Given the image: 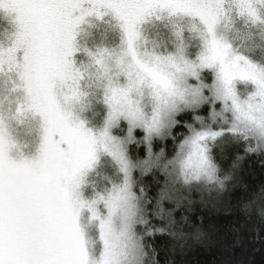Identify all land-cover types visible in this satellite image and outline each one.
<instances>
[{
    "label": "snow or ice",
    "instance_id": "obj_1",
    "mask_svg": "<svg viewBox=\"0 0 264 264\" xmlns=\"http://www.w3.org/2000/svg\"><path fill=\"white\" fill-rule=\"evenodd\" d=\"M229 148L264 156V0H0V264H160Z\"/></svg>",
    "mask_w": 264,
    "mask_h": 264
},
{
    "label": "trees",
    "instance_id": "obj_2",
    "mask_svg": "<svg viewBox=\"0 0 264 264\" xmlns=\"http://www.w3.org/2000/svg\"><path fill=\"white\" fill-rule=\"evenodd\" d=\"M236 155L230 149L223 161V171L233 176L226 188L203 195V203L194 195L190 210L177 213L178 220L188 217L177 235L157 237L160 264H264V156L236 161ZM197 229L206 235L198 239Z\"/></svg>",
    "mask_w": 264,
    "mask_h": 264
},
{
    "label": "rangeland",
    "instance_id": "obj_3",
    "mask_svg": "<svg viewBox=\"0 0 264 264\" xmlns=\"http://www.w3.org/2000/svg\"><path fill=\"white\" fill-rule=\"evenodd\" d=\"M97 42H99V37H97ZM230 149H231V148L227 149V150L225 151L224 155H223L220 159H218V163H219V165H220L222 171L224 170V166H223L224 163H223V161H224L226 155L228 154V152H230ZM223 172H224V171H223ZM226 183H227V182H226ZM225 188H226V186H225ZM220 192H222V191L204 192L203 195H204V196H207V197H208V196H214V195L219 194Z\"/></svg>",
    "mask_w": 264,
    "mask_h": 264
},
{
    "label": "clouds",
    "instance_id": "obj_4",
    "mask_svg": "<svg viewBox=\"0 0 264 264\" xmlns=\"http://www.w3.org/2000/svg\"><path fill=\"white\" fill-rule=\"evenodd\" d=\"M225 189V188H224ZM224 189H220V190H218V191H223Z\"/></svg>",
    "mask_w": 264,
    "mask_h": 264
}]
</instances>
